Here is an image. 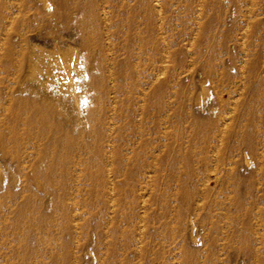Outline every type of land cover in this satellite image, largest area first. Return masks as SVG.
Masks as SVG:
<instances>
[{
	"label": "rangeland",
	"instance_id": "rangeland-1",
	"mask_svg": "<svg viewBox=\"0 0 264 264\" xmlns=\"http://www.w3.org/2000/svg\"><path fill=\"white\" fill-rule=\"evenodd\" d=\"M0 264H264V0H0Z\"/></svg>",
	"mask_w": 264,
	"mask_h": 264
},
{
	"label": "bare ground",
	"instance_id": "bare-ground-1",
	"mask_svg": "<svg viewBox=\"0 0 264 264\" xmlns=\"http://www.w3.org/2000/svg\"><path fill=\"white\" fill-rule=\"evenodd\" d=\"M7 53H8V51H7ZM60 57H62V58H60V61L56 62L55 68L60 71L62 77L66 78L67 90L73 91L74 83L72 82V79H71L70 65L68 64V62H66L65 57H63V56H60Z\"/></svg>",
	"mask_w": 264,
	"mask_h": 264
}]
</instances>
